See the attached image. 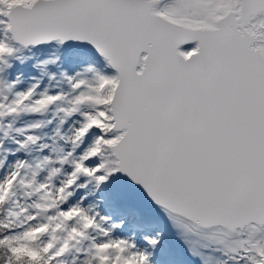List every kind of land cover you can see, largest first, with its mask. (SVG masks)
I'll list each match as a JSON object with an SVG mask.
<instances>
[{"label": "snow or ice", "instance_id": "1", "mask_svg": "<svg viewBox=\"0 0 264 264\" xmlns=\"http://www.w3.org/2000/svg\"><path fill=\"white\" fill-rule=\"evenodd\" d=\"M0 264H264V0H0Z\"/></svg>", "mask_w": 264, "mask_h": 264}]
</instances>
